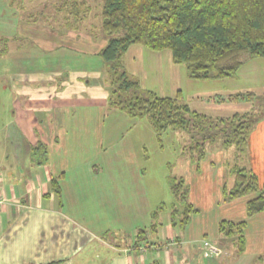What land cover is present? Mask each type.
Returning <instances> with one entry per match:
<instances>
[{
  "label": "crops",
  "instance_id": "1",
  "mask_svg": "<svg viewBox=\"0 0 264 264\" xmlns=\"http://www.w3.org/2000/svg\"><path fill=\"white\" fill-rule=\"evenodd\" d=\"M58 20L46 16L43 24H15L16 32L21 28L42 33L48 61L41 60L42 72H17L10 79L11 123L0 128V264H255L264 256V211L248 218L247 198L221 201L223 187L233 184L225 159L230 149H215L212 156L207 152L195 164L179 148L177 177L187 184L198 213L179 229L170 224L169 210L163 211L156 228H151L150 213L162 203L172 205L159 200L155 177L142 167L146 146L155 139L151 125H142L145 118L129 119L108 107L110 87L98 56L106 39L84 40L85 28L66 30ZM2 23L0 35L10 34L13 40ZM84 43L86 61H55L60 50L70 49L68 45L82 50ZM20 49L18 44L10 47L12 53ZM124 67L143 89L159 96L187 94L193 111L227 117L250 109L249 103L220 104L211 98L233 90L197 89L200 92L188 95L189 87L197 86L191 85L184 66L172 63L169 51L132 45ZM175 134L181 146L183 137ZM39 142L48 151L42 165L30 156ZM248 157L262 185L264 119L250 134ZM53 179L59 193L51 189ZM221 221H246L241 255H235L232 240L220 236ZM205 239L217 243L223 256L203 258L200 245ZM144 246L145 252L136 249Z\"/></svg>",
  "mask_w": 264,
  "mask_h": 264
},
{
  "label": "trees",
  "instance_id": "2",
  "mask_svg": "<svg viewBox=\"0 0 264 264\" xmlns=\"http://www.w3.org/2000/svg\"><path fill=\"white\" fill-rule=\"evenodd\" d=\"M91 11L86 0H61L51 20L55 22L62 13L63 27L71 30ZM98 15L107 41L98 56L110 87L108 107L129 119H147L158 142L169 131L180 134L181 155L195 164L205 158L209 147L219 144L215 149L232 148V160L226 167L233 184L223 187L221 201L247 198L248 218L263 212L264 183L259 184L249 166L248 140L264 119V94L214 95L211 98L217 103L244 102L250 109L227 117L205 115L191 110L181 92L163 97L143 89L126 71L124 56L130 46L139 45L153 52L169 51L172 63L184 66L191 80L235 78L242 58L264 59V0H101ZM30 156L36 165L46 163V146L39 142L31 148ZM50 185L59 193L56 179ZM167 185L174 203L170 207L162 203L150 213L151 228H156L160 213L169 210L170 224L184 229L198 210L190 202L189 188L182 178L169 177ZM245 228L246 221H221L218 225L220 236L232 240L235 255L245 251ZM142 234L138 232V236ZM256 261L264 264V256Z\"/></svg>",
  "mask_w": 264,
  "mask_h": 264
},
{
  "label": "rangeland",
  "instance_id": "3",
  "mask_svg": "<svg viewBox=\"0 0 264 264\" xmlns=\"http://www.w3.org/2000/svg\"><path fill=\"white\" fill-rule=\"evenodd\" d=\"M86 1L88 4L92 5V11L88 18L83 22L81 21L78 25L80 29L85 28L84 34L86 35H82L81 37L84 40L88 38L91 42H101L104 37L100 29V18L98 15L101 7V0ZM0 4V20L3 22V27L7 29L9 33L13 34V40L10 39L11 36H8L10 34L7 36H4L5 34L0 35V41H2L0 42V128H2L11 123L8 114V95H10L9 88L12 76L16 75L17 72H25L27 70L33 71L39 69L40 72H42L44 69L42 68L41 60L44 58L46 62L48 61L47 52L43 50L40 42L42 33L40 31H35L34 34H32L30 31L29 33L26 31V35V32L21 28L16 32L15 24L21 22L20 25L22 26L23 23H35V21L39 22V24H43L46 16L51 18V16L56 13V9L61 6V0H0ZM62 17V13H58V16L55 18L61 19ZM58 22L60 21L57 20V23ZM71 23L73 24V22ZM37 38L39 40H37ZM12 44L20 45L21 49L19 53H12L10 51ZM76 44L79 45L78 42H76ZM84 46L85 43L81 47L83 48ZM73 47L74 46L68 45L70 49L67 51L60 50L55 61H62V63L64 61L73 62L82 59L86 61L85 59H87L89 55L86 54L85 47L82 49L83 52L80 46H76L79 49ZM242 62L243 64L237 76L232 79L204 81L190 79L191 85H196L197 87L190 86L188 93L189 91L192 93L200 91L205 93L215 90H233L236 92H252L257 95L261 94L264 92L262 91V89H264V59L246 57L242 58ZM130 75L133 76L132 74ZM197 89L201 90L199 91ZM188 95H190V93ZM186 96L187 94L183 96V99L185 103H188V98ZM140 121L142 125H144V123H149L147 119ZM175 133L176 132L169 131L164 134L161 142H158L154 134L155 139L153 138L152 143L149 141L145 149L146 155H144V160L146 161L142 163L145 173L150 175L151 178L155 177L157 181V188L155 189L157 197L161 202H165L168 205L174 202V198L167 186V180L169 177H177L180 174L178 166V158H180L178 151L180 148V139ZM218 145L212 146L214 147L213 149L208 146L209 155H213L211 151H215V147L218 148ZM232 153L233 150L231 148L229 154H226V158H224L227 161H231ZM158 182H160L161 186H158ZM152 192H154V190H152Z\"/></svg>",
  "mask_w": 264,
  "mask_h": 264
},
{
  "label": "built area",
  "instance_id": "4",
  "mask_svg": "<svg viewBox=\"0 0 264 264\" xmlns=\"http://www.w3.org/2000/svg\"><path fill=\"white\" fill-rule=\"evenodd\" d=\"M3 198L0 197V203ZM147 247H136L138 251L145 252ZM200 254L203 258H217L222 256L223 249L215 242L208 239L202 241L200 245Z\"/></svg>",
  "mask_w": 264,
  "mask_h": 264
}]
</instances>
